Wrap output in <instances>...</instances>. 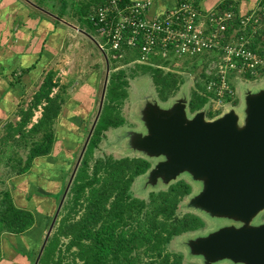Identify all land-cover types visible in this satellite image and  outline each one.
<instances>
[{
  "label": "trees",
  "instance_id": "16d2710c",
  "mask_svg": "<svg viewBox=\"0 0 264 264\" xmlns=\"http://www.w3.org/2000/svg\"><path fill=\"white\" fill-rule=\"evenodd\" d=\"M125 1L124 4L133 0ZM186 1L180 0L178 6ZM103 4L104 1L99 0L95 10L91 11L89 8L88 23L96 30H103V25L91 15ZM192 4L198 8L194 1ZM226 8L227 10L221 11L228 12V7ZM233 11L237 13L236 10ZM233 25L237 26V23ZM260 43L262 47L258 51L264 54V32L253 39L251 48L257 49ZM117 58L121 60L120 56ZM136 69L151 74L160 95L177 89L183 83L174 73L165 74L161 69L149 65L138 64ZM58 85L55 73L48 72L29 107L20 108V120L15 125H6V139L3 141L7 143L13 141L14 144L22 146L23 141L40 136L39 140L32 143L29 154L24 159L21 157L17 160L18 165L9 166L16 175L28 172L35 158L48 155L52 149L54 123L63 103L60 96H51ZM127 87L125 72L111 75L106 102L87 145L81 167L74 178L70 201L64 206L65 214L56 234L47 241L38 264H62V257L56 258L61 238L68 239V252L73 248L77 250L72 264H77L76 261L81 264H146L140 259L141 253L149 257L147 264H152L153 261H158L159 264H180L181 254L168 252V244L174 237L196 232L204 227L201 218L193 213L176 216L181 199L192 193L191 185L184 180L171 184L167 189L150 192L148 201L131 197L130 188L134 179L151 168L150 162L144 158L125 157L115 160L109 156L98 160L93 174L88 175L89 156L102 140L103 133L110 128L122 127L125 123L118 108L128 97ZM205 104L206 100L194 93L189 107L195 112ZM39 107L42 109V117L32 124L35 111ZM30 123L32 126L28 128ZM10 160L16 162L12 155L7 162ZM0 195V231L21 234L30 229L34 223L32 213L17 208L9 191ZM79 209L82 213L78 218H74L73 215L78 213ZM171 259L174 260L170 262Z\"/></svg>",
  "mask_w": 264,
  "mask_h": 264
},
{
  "label": "crops",
  "instance_id": "0c3cea01",
  "mask_svg": "<svg viewBox=\"0 0 264 264\" xmlns=\"http://www.w3.org/2000/svg\"><path fill=\"white\" fill-rule=\"evenodd\" d=\"M139 1L149 3L147 15L151 19L176 9L180 0ZM192 1L200 11H221L228 7V10H236L239 16H246L254 10L258 11L261 0ZM98 4L99 0L94 3L92 0H59L56 4L44 0H0V185H8L7 190L0 191V194L9 191L15 206L30 211L34 220L32 227L21 234L0 231V264L36 263L45 241L44 238L41 242V238L48 224V216L57 204L55 194L61 191L62 185L57 189L56 183L65 182V173L72 166L84 134L81 130L88 133L87 122L94 114L99 97L100 72L104 66L108 71L109 66L104 59L105 52L100 49L102 44L96 42V36L81 25L89 21V8L95 5V10ZM75 7L81 10L80 15ZM68 14L73 18L70 19ZM99 31L106 40L103 30L99 28ZM73 39L79 41L80 46H73ZM83 42H91L95 50L83 47ZM74 53L85 54L81 59V63L86 61L84 70H79V64L72 65ZM89 56L93 58L92 64H89ZM88 66L93 71L87 76ZM48 72H54L59 82L51 96H60L63 102L54 123L52 149L48 155L35 158L28 172L16 175L13 169L10 170L8 159L4 163L1 161L9 158V155L5 156L9 149L6 141H3L6 139L5 128L7 124L15 125L20 120V108L33 100ZM82 72H85L86 79H82ZM73 86L78 88H74L72 93L70 88ZM199 89L201 87L196 91ZM41 117L42 109L39 107L32 124ZM39 138V135L35 136L34 141ZM14 160V164L18 165L17 158ZM14 164L12 167H15ZM60 168L61 172L57 173L56 169ZM42 188L46 191L51 189L49 198L40 196Z\"/></svg>",
  "mask_w": 264,
  "mask_h": 264
},
{
  "label": "water",
  "instance_id": "95a60500",
  "mask_svg": "<svg viewBox=\"0 0 264 264\" xmlns=\"http://www.w3.org/2000/svg\"><path fill=\"white\" fill-rule=\"evenodd\" d=\"M108 73L109 66L106 83ZM243 92L241 112L232 106L214 119L206 116L209 105L190 114L186 89L164 106L150 93L151 100L147 98L132 115L142 127L123 128L120 136L114 134L116 143L125 140L124 146L118 148L120 151L130 150L128 154L154 161L139 178L142 194L167 189L185 178L198 192L191 193L184 206L213 223L216 219L223 221L219 227L215 223L216 228L208 234H195L185 243L189 256L201 264H264V222L252 224L264 211V86L243 87ZM103 102L104 98L84 151Z\"/></svg>",
  "mask_w": 264,
  "mask_h": 264
},
{
  "label": "built area",
  "instance_id": "2783aa9c",
  "mask_svg": "<svg viewBox=\"0 0 264 264\" xmlns=\"http://www.w3.org/2000/svg\"><path fill=\"white\" fill-rule=\"evenodd\" d=\"M103 1L91 16L103 25L106 48L113 57L133 53L134 64L160 69L161 63L171 72L187 56H209L210 70L196 92L214 112L238 101L235 82L241 76H264V54L258 51L261 43L251 48L253 39L264 32V0L258 11L246 16L233 10L201 13L187 0L151 19L146 1Z\"/></svg>",
  "mask_w": 264,
  "mask_h": 264
},
{
  "label": "rangeland",
  "instance_id": "374dc122",
  "mask_svg": "<svg viewBox=\"0 0 264 264\" xmlns=\"http://www.w3.org/2000/svg\"><path fill=\"white\" fill-rule=\"evenodd\" d=\"M44 1L46 3H48V1H51V4H56L59 0H44ZM94 1L95 0H92V3H94ZM64 2L66 3V1H64ZM94 6L90 7L91 10L93 9ZM75 9L77 10V12L80 15L81 10H78L79 9L78 7H75ZM70 15L71 14H68V16H70ZM72 18L73 17L70 16V19H72ZM81 25L86 29V31H88V33H91L92 35L96 36V42L102 44V45H100V49L102 52H105L106 57H108V59L104 58L105 62L108 63V65H109L108 82L106 83V76H107L108 71H107V68L104 66L103 70L100 72V79H99V83H98L99 97H98V101L96 102V108L94 110V114L89 118V120L87 122L88 123V133H85L84 129L81 130L84 134H83L81 142L80 143L78 142L79 146H78V149L76 151V156L72 162V166L69 168V171H67L65 173V182L64 183L62 182L61 184L56 183L57 189H59L60 185H62L61 191L59 193L55 194V197H56L55 199L57 201V204H56V207L54 209H52V211H50V214L48 216V224L46 225V228L43 232L41 242H43L44 238H46L45 236L48 235L50 227H51L53 220L55 218V214L58 210L59 203L62 200L65 192L67 191L63 206L61 207L60 212L57 216L56 222L54 224V227L52 228L49 239L52 238L56 234V232L59 228L60 222L63 218V215L65 214L64 206H66L68 204V202L70 201L71 187L73 186L74 178H75L79 168L81 167L83 157L85 156V153H86L87 147L84 151V147L86 144L85 139L89 138V134L92 130L93 124H94L95 119H96L95 117L97 114L98 105H99V109H100L103 98H106V92L107 91L105 92V86L106 85L108 86L111 75L118 73L120 71H123V72H125L126 79L128 81V87H127L128 97L123 102V104L118 108L121 116L125 120V123L122 127L110 128L103 133L102 140L98 144L97 148L93 151V154L90 155L89 159H88L87 171H88L89 176H91L93 174L95 164L97 163L98 160H104L109 156L114 158L115 160H118L119 158L125 157V156L129 157V158L141 157L139 155L128 154V152L130 150H128L127 152L120 151L118 148L121 146L122 147L124 146L125 140L116 143L115 142L116 139L114 138V134L116 136H120L121 135L120 130L123 128H124V130H137V129H140L142 127V125L139 124V122H135L133 120L132 115H133L134 109H137L139 106H142V104H145V101L147 100V98L149 100H151V96L149 95L150 93H153V95L155 94L156 95L155 96L156 101L158 102V104L161 106H164V105H167L169 103V101H172V100L178 98L180 96V94L183 92V90L186 89V91H187L186 94L188 95V99H189V103H190V101L192 100V95L194 93H196V89L201 87V84L203 82L201 79L205 76L204 70L206 69L205 73H206V71L209 72V70H210V63H209L210 58H209V56L205 55V56H201L199 58L198 57L191 58V56H187L186 58L182 59L185 62L184 61L179 62V65H182V66H179L178 68H174L175 70L171 71L176 76H178V78L180 80H182L183 83L180 84L177 89L169 90V91L165 92L163 95H160L159 89L154 84L152 77H151V74L150 73H143L142 71H138L136 69L137 65L134 64L133 61H131L134 59V57L131 58V55H129L127 53H125L124 56L121 57V60H119L116 57H112V55H111L112 53H110L109 48L108 47L106 48V40L104 39L103 34L99 31V29L97 32L96 29L91 27L88 22L81 23ZM79 43H80L79 41L77 42L73 39V43H72L73 46H77V45L80 46ZM83 47H85V48L88 47L89 49L93 50L94 44H92L91 42L90 43L86 42V43H84ZM96 47H97V49H99V44H97ZM89 52H90V50H89ZM84 55L85 54L76 55L74 53L73 57L71 56L73 59L72 65L79 64L80 65V66H78L79 70L80 69L84 70L83 68L85 66V64H84L85 60H83L81 63V59L82 58L84 59ZM91 56H93V55H91ZM91 56L88 57L89 62H90L89 64L93 63V58ZM85 63H86V61H85ZM90 66H92V65H90ZM160 66L163 67L160 69L165 74L167 72H170L168 69L165 68L166 66L162 65L161 63H160ZM90 68L91 67L88 66V70L86 73L87 76L90 75L91 72L93 71ZM82 74H84L82 79L83 78L86 79L87 76L85 75V72H82ZM69 84L70 83H68L67 85H69ZM235 86L237 87L238 101L235 102L234 104L228 105L226 110H228L229 107L235 106L236 111L241 112L243 110V99H244L243 87L258 88L260 86H264V76H260L256 79L245 78L244 76H241L240 79L236 80ZM103 87H104V89H102ZM74 88H75V86L70 88V91L72 93L74 92V90H73ZM76 88H78V87H76ZM149 96H150V98H149ZM154 98H152V99H154ZM31 102H29V104L26 107H24V109L28 108L29 105L31 104ZM105 102H106V99H104L103 105L105 104ZM205 106H208L207 103L204 105V107ZM189 109H190V107H189ZM202 109H200V110H202ZM226 110H224V111H226ZM224 111L214 112L213 110H210V107L208 106V112H207L206 116L208 119H214V118L220 116L221 114H223ZM195 112H192L190 109V114H194ZM37 114L39 115V113H37ZM33 142H34V138L33 139H27V140L23 141V143L21 144L22 146L14 144L13 141H9V143L6 142V144L9 146V149H8L7 153H5V156L8 157V155L9 156L12 155V158H14V159L17 158L18 161L20 160L21 157H22V159H24L25 156L27 154H29L30 149L33 147V144H32ZM14 146H16V147H14ZM126 154H128V155H126ZM7 159L8 158H4L1 161L4 163ZM150 162L152 165L154 164L153 160H151ZM9 163H10V166H12V164H14L15 162L13 160L12 161L10 160ZM56 170H57V173H60L62 169L60 168V169H56ZM101 178H102L101 180H103V177H101ZM139 178L140 177H136L134 179V181L131 185V188H130V195L132 198H139V199L148 201V195L151 191L148 190L147 192L142 194L143 193L142 192L143 191V184ZM180 180H184L185 182L188 183V181L185 178H181ZM6 186L8 187V185H6V184L0 185V191L5 190ZM191 187H192V193L196 194L198 192V188L196 186H193V185H191ZM159 190H163V187L160 188ZM49 193H51V189L46 191L42 188L41 192H40V196L42 198L47 199V198H49L48 197ZM189 196L190 195L181 199V201L179 203V205H180L179 209L176 211V216L181 217L184 214L193 213L196 216L201 218V220L204 222V227L199 229L196 232H188V233H184L180 236L174 237L171 240V242L168 244L167 250H168V252H170L172 254H176V255L181 254L182 260H181L180 264H201V262L198 259L189 256L188 250L186 249V247H184L185 243L187 242L188 239L193 238L192 236H195V234H200V233L208 234L209 232H211L212 230H214L216 228L215 223L219 227L223 223V221L216 219V220H214L215 223H213V222L209 221L208 219H206L205 217L199 215L197 212L186 208L184 205L188 202ZM0 197H1V195H0ZM81 213H82V211H81V209H79L78 213L73 215V217L78 218ZM255 222H264V211L262 212L261 215L259 214L256 218L253 219L252 224H254ZM67 244H68V239H66V238L60 239L56 258L61 256L63 259L62 264H72L74 262L75 254L77 252V250L75 248L71 249L68 252L66 250ZM140 259L142 260L143 263H146V264H147V262L149 263V261H150L149 257L146 256L144 253L140 254ZM173 260L174 259H171L170 262H172ZM76 263L81 264L80 261H76ZM152 264H159V262L153 261ZM219 264H228V263L224 262V263H219Z\"/></svg>",
  "mask_w": 264,
  "mask_h": 264
},
{
  "label": "flooded vegetation",
  "instance_id": "af4514ba",
  "mask_svg": "<svg viewBox=\"0 0 264 264\" xmlns=\"http://www.w3.org/2000/svg\"><path fill=\"white\" fill-rule=\"evenodd\" d=\"M105 56H106V54H105ZM107 59H108V57H106ZM109 61V60H108ZM106 91H107V88H106ZM104 99H106V98H104ZM126 157V156H125ZM125 157H121V158H125ZM121 158H119V159H121ZM135 158V157H134ZM137 158H140V157H137ZM150 162V161H149ZM150 164H151V162H150ZM151 167H152V164H151Z\"/></svg>",
  "mask_w": 264,
  "mask_h": 264
}]
</instances>
